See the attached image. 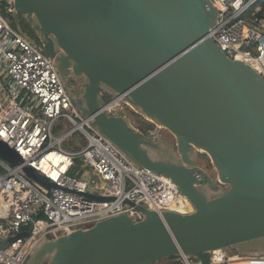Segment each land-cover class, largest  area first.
Here are the masks:
<instances>
[{
  "label": "water",
  "instance_id": "obj_1",
  "mask_svg": "<svg viewBox=\"0 0 264 264\" xmlns=\"http://www.w3.org/2000/svg\"><path fill=\"white\" fill-rule=\"evenodd\" d=\"M14 6L13 16L32 24L81 113L136 165L168 177L192 207L158 211L126 200L141 218L116 215L48 239L28 264H157L173 256L209 264L226 248L264 253V77L208 35L219 12L212 0H14ZM71 74L85 77L79 97L69 87ZM103 89L154 123L157 134L171 132L177 152L159 136H143L126 115L107 111ZM199 152L209 156L216 180L199 165ZM0 158L22 165L49 191L57 186L1 139ZM220 184L227 189L211 195Z\"/></svg>",
  "mask_w": 264,
  "mask_h": 264
},
{
  "label": "built area",
  "instance_id": "obj_2",
  "mask_svg": "<svg viewBox=\"0 0 264 264\" xmlns=\"http://www.w3.org/2000/svg\"><path fill=\"white\" fill-rule=\"evenodd\" d=\"M212 2L219 12L208 35L228 56L245 61L264 77V0ZM14 11V0H0V139L57 186L49 191L27 177L22 165L0 158V264H28L51 234L57 237L125 213L141 218L126 200L159 211L173 208L165 203L180 195L168 177L136 165L100 132L92 117L81 113L53 59L39 42L25 36L20 22L12 20ZM108 103L107 111H120L119 102ZM60 119L70 127L56 135ZM76 133L86 144L78 150L65 147ZM77 157L87 167L82 177L70 174ZM92 173L106 183L103 190L88 184ZM87 193L113 200L91 199ZM27 230L28 236L1 248ZM182 260L181 264H203L183 256ZM209 264H264V253H226L224 258L213 256Z\"/></svg>",
  "mask_w": 264,
  "mask_h": 264
},
{
  "label": "rangeland",
  "instance_id": "obj_3",
  "mask_svg": "<svg viewBox=\"0 0 264 264\" xmlns=\"http://www.w3.org/2000/svg\"><path fill=\"white\" fill-rule=\"evenodd\" d=\"M23 26H25V23H23ZM32 29H34V27L31 25ZM30 29V28H29ZM31 30V29H30ZM36 33V32H35ZM36 36H37V40L39 41V43L42 45V41L39 37V35L36 33ZM73 76V75H72ZM85 82V77L82 75V76H75L73 77V80H70L69 81V87H73L74 88V92L76 94L77 97H79L82 93H83V87H82V84ZM121 104L120 106V110L123 112L124 115H126L128 117V120L130 122V124H132V127L133 128H136L139 126V118L138 115L136 114V112H133L132 110L126 108L125 104L122 103V102H119ZM61 124L63 125L64 124V121L63 119H60L58 121V125ZM154 133V131H152ZM56 135H59L60 133L58 132H55ZM80 133H76L73 137H71L70 139L72 140H75V141H79L80 140ZM155 137L156 136H159V138L162 140V143H164V145H166L171 151H173L174 153L177 152V145H176V139H175V136L169 132L167 129L165 128H162L159 132V134H157V131H156V134L154 133ZM80 136V137H79ZM200 153V152H199ZM198 153V155H199ZM154 156H159L157 155L156 153H152ZM192 155L195 156L196 155V151L194 150L192 152ZM199 165L201 167H204L208 172H209V175L213 176L214 177V180L217 179V176H216V172L214 171L215 169H211V170H208L205 165L202 163V162H199ZM88 184L91 185L93 188L94 186H96V190L97 191H100V190H103L106 186V183L104 181H99L98 180V175L94 174L93 173V177L89 178L88 180ZM227 189V185L225 184H220L219 187L217 188H213L211 191H210V194L211 195H217V194H220L222 192H224L225 190ZM176 194V193H175ZM166 202V201H165ZM167 206H172L173 208L172 209H177L181 212H189L192 210V207L190 205V203L184 198L182 197L181 195H178L176 196V199L172 202H166L165 203ZM50 239H53L55 238L56 236H54L53 234L49 235ZM234 250H232L231 248H226V249H222V250H219L216 252V255L215 253H213V256L214 258L218 257H222L224 258L226 253L229 255L231 254H234L235 252H233ZM240 252V251H238ZM236 252V253H238ZM245 252H261L262 251H245ZM35 253V252H34ZM49 257L50 255L46 258V261L47 262L49 260ZM192 262H197V260H194L193 258L191 259ZM162 264H171L170 261H162L161 262ZM160 262H158L157 264H161Z\"/></svg>",
  "mask_w": 264,
  "mask_h": 264
},
{
  "label": "trees",
  "instance_id": "obj_4",
  "mask_svg": "<svg viewBox=\"0 0 264 264\" xmlns=\"http://www.w3.org/2000/svg\"><path fill=\"white\" fill-rule=\"evenodd\" d=\"M12 20L14 21H18L21 23L22 27L23 28H30L34 34H36L35 30L32 29L31 27V23L27 20V18L25 17V15L23 14H18L16 16V18L13 16L11 17ZM23 23H25V26H23ZM25 30V29H24ZM102 93H103V96H104V99H105V102H109L110 100H112L114 98V95L113 94H110L109 92H107L106 90H102ZM126 108L132 110L133 112H135L131 107H129L128 105H125ZM119 113L123 114V112L120 110ZM136 114L138 115V117H140L138 120H139V126L136 127L135 129L137 131H139L143 136L151 139L152 136H154V133L152 132V130L155 129L156 125L148 120H146L142 115H140L139 113L136 112ZM67 127H70L69 124H59L57 127H56V132H60L61 130L63 129H66ZM80 136V140L79 141H75V140H72V139H68L65 141L64 145L65 147L67 148H71V149H75V150H78L80 149L81 147H83L85 144H86V140L85 138L83 137L82 134H79ZM198 160L199 162H202L205 167L208 169V170H211L213 169V165L211 163V160L209 158V156L207 155V153L205 152H200L199 155H198ZM83 164H84V160L83 158L81 157H77L75 159V164L74 166L72 167L71 171H70V174L72 176H75V177H80L81 176V172H82V167H83ZM215 171V170H214ZM211 176V175H210ZM212 178H214L213 176H211ZM91 226V225H90ZM234 250L233 252H238L237 250L235 249H232ZM194 260H197V259H194ZM162 261H170L171 264H181L183 262L182 260V256H173V257H170V258H167V259H164V260H161L160 263ZM162 264V263H161Z\"/></svg>",
  "mask_w": 264,
  "mask_h": 264
},
{
  "label": "flooded vegetation",
  "instance_id": "obj_5",
  "mask_svg": "<svg viewBox=\"0 0 264 264\" xmlns=\"http://www.w3.org/2000/svg\"><path fill=\"white\" fill-rule=\"evenodd\" d=\"M24 29H25V32H26L30 37L36 39V42H39V41L37 40V36H36V34H34L32 30H30V29H28V28H24ZM73 77H75V76H72V74H71V75H70V78H69V81H70V80H73ZM152 131H154V133H156V131H157V130H156V127H155V129L152 130ZM154 136H155V135H154ZM154 136H152V138H153ZM162 145L164 146V143H162ZM165 146H166V145H165ZM151 151H152V153H156L157 155H159V156H157V157H159V158L162 157V153H158V152L155 151L154 149H151Z\"/></svg>",
  "mask_w": 264,
  "mask_h": 264
},
{
  "label": "crops",
  "instance_id": "obj_6",
  "mask_svg": "<svg viewBox=\"0 0 264 264\" xmlns=\"http://www.w3.org/2000/svg\"><path fill=\"white\" fill-rule=\"evenodd\" d=\"M84 167H85V164H83V167H82V172H81V176L80 177H82V173H83V171H84ZM86 169H87V167H85ZM90 173H91V171H90ZM92 177H93V173H92V175H91ZM95 191H97V190H95Z\"/></svg>",
  "mask_w": 264,
  "mask_h": 264
},
{
  "label": "bare ground",
  "instance_id": "obj_7",
  "mask_svg": "<svg viewBox=\"0 0 264 264\" xmlns=\"http://www.w3.org/2000/svg\"><path fill=\"white\" fill-rule=\"evenodd\" d=\"M243 61V60H242ZM245 62V61H244Z\"/></svg>",
  "mask_w": 264,
  "mask_h": 264
}]
</instances>
